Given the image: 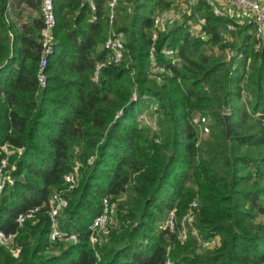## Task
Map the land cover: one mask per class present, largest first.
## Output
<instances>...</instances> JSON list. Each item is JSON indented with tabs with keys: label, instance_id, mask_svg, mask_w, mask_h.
Segmentation results:
<instances>
[{
	"label": "trees",
	"instance_id": "obj_1",
	"mask_svg": "<svg viewBox=\"0 0 264 264\" xmlns=\"http://www.w3.org/2000/svg\"><path fill=\"white\" fill-rule=\"evenodd\" d=\"M10 1L0 0V146L15 152L4 170L13 184L0 194V231L16 232L21 252L15 259L0 246V264H264V38L255 49L253 26H237L227 42L231 20L200 1L154 43L166 69L158 83L150 72L152 18L172 2L121 0L114 28L125 38L123 59L94 79L106 55L108 9L102 0L94 12L82 0H54V48L41 88L40 0H21L41 15L28 24L21 11L11 17ZM201 18L205 41L188 23ZM197 114L208 133L193 124ZM76 166L69 190L65 177ZM57 193L67 201L58 229L76 242H49L48 200ZM104 196L117 204L114 226L92 245L89 226ZM194 199L193 227L204 239L219 236L217 249L197 251L191 235L180 245L158 227L176 204L180 228ZM34 208L36 221L19 228L17 216Z\"/></svg>",
	"mask_w": 264,
	"mask_h": 264
},
{
	"label": "built area",
	"instance_id": "obj_2",
	"mask_svg": "<svg viewBox=\"0 0 264 264\" xmlns=\"http://www.w3.org/2000/svg\"><path fill=\"white\" fill-rule=\"evenodd\" d=\"M100 0H82L83 5L89 7L94 12L96 4ZM109 11L108 25L109 31L106 36L103 48L106 52L105 58L95 64L93 78L96 79L99 72L103 68L115 66L121 63L125 51V38L122 32H117L112 29L114 21L116 19V11L121 0H102ZM172 2L167 10H158L152 18V30H151V42L152 45L149 50V58L151 61L150 72L153 78L158 82H162V75L166 73V69L163 65L157 63L155 58L154 43L156 42L160 34H166L171 29L183 24L189 17L192 16L193 8L200 2L204 1L208 6L211 13L220 18H228L231 23L227 24V36L225 40L227 42L232 41L231 33L237 30V26L243 25L248 22L244 18L248 19L253 26V36L258 41L255 48H259L260 40L264 38V0H169ZM41 14L43 19L44 28L41 30V54L39 61V70L37 74L39 86L41 88L46 85L45 69L47 61L53 53L54 40L53 29L55 27L54 17V0H40ZM95 20V17H93ZM190 24L191 22L188 21ZM204 20L200 21L199 26H191V32L194 36L205 41L208 37L207 34L202 32V26ZM201 31V32H200ZM162 54L171 61V65L178 63L176 58V52L170 49L162 50ZM228 59L235 56L234 53H227ZM249 66V60L247 61ZM246 67L245 79L249 74V67ZM259 114L255 115L259 118ZM193 124L199 126L203 134L208 133L206 128V119L201 115H196L193 118ZM264 124V122H263ZM18 153H22L21 149H16ZM15 152L9 145L0 146V194L6 185H12L13 181L9 176L4 174V170L7 167L9 156ZM78 167L74 169V173L66 176L65 181L69 185L71 190L77 182ZM67 206V201L60 194H53L48 200V219L50 222L49 242H76L75 234H67L59 231L58 229V217ZM117 210V204L113 203L109 196L101 198V210L100 213L93 219L89 226L90 231V243L96 245L107 237L111 231L113 225V217ZM39 212V208L30 209L27 212L20 214L16 218L17 226L20 228L25 220L29 219L36 221V215ZM115 212V213H114ZM199 213V206L196 199H194L188 206L185 215L180 221V228L177 225V205L167 210L162 223L159 225V229L167 235H177V241L180 245H184L188 236L191 235L196 239L197 251H211L217 249L221 245V238L219 236H212L209 238H202L197 230L193 227V224ZM17 233H4L0 231V246L5 247L11 254V256L17 259L20 255L21 249L15 244V238ZM167 250H170L168 248ZM166 264H172L167 260Z\"/></svg>",
	"mask_w": 264,
	"mask_h": 264
},
{
	"label": "crops",
	"instance_id": "obj_3",
	"mask_svg": "<svg viewBox=\"0 0 264 264\" xmlns=\"http://www.w3.org/2000/svg\"><path fill=\"white\" fill-rule=\"evenodd\" d=\"M19 1L21 2V4H20L18 9L16 8L17 7L16 6V1L15 0H11L10 1V4H11V7H10L11 13L10 14L12 15V12H15V15L11 16V17H13V19H16L17 15H19L18 13L21 11V13L23 14V16L21 17V22L23 24L24 23L28 24L29 23V18L30 17H34L33 15H34L35 12H34V10L26 7V5L21 0H19ZM26 15H27V18H26ZM244 19L247 20L248 22L244 23L243 25H248V24L252 25V23H250L248 19H246V18H244ZM243 25H239V27L243 26Z\"/></svg>",
	"mask_w": 264,
	"mask_h": 264
},
{
	"label": "rangeland",
	"instance_id": "obj_4",
	"mask_svg": "<svg viewBox=\"0 0 264 264\" xmlns=\"http://www.w3.org/2000/svg\"><path fill=\"white\" fill-rule=\"evenodd\" d=\"M128 5H130V6H128L129 7V10H130V7L132 8V3H128ZM25 15V14H24ZM34 15L36 16V17H41V15H40V13H38V12H35L34 13ZM26 18H27V15H26ZM201 20H204V18H201L200 20H199V22H197V23H193L192 21H191V25L192 26H199V24H200V21ZM204 23H205V20H204ZM112 29L113 30H116L115 28H114V24H113V26H112ZM108 31H109V25H108V28H107V33H106V36H107V34H108ZM201 32V31H200ZM255 49H258V48H255ZM215 52L216 53H218V51H217V49H215ZM249 67V66H248ZM249 72H250V68H249ZM249 75V74H248ZM246 97H245V94L243 93V99H245ZM245 102V101H244ZM139 119H142V121L144 122V124L145 125H153V126H155L154 124V118H152V119H150L149 118V116L147 115V114H143V115H141L140 117H139ZM6 175H8L7 173H6ZM9 185V184H8ZM118 209V208H117ZM116 212V211H115ZM114 212V213H115ZM115 215H116V213H115ZM115 221V216L113 217V222ZM160 223H159V225L162 223V221H163V219H160ZM263 221H264V218H263ZM113 225H114V223H113ZM159 227V226H158ZM64 243H68V242H64Z\"/></svg>",
	"mask_w": 264,
	"mask_h": 264
},
{
	"label": "water",
	"instance_id": "obj_5",
	"mask_svg": "<svg viewBox=\"0 0 264 264\" xmlns=\"http://www.w3.org/2000/svg\"><path fill=\"white\" fill-rule=\"evenodd\" d=\"M224 120H225V135H226V139L229 138V131H230V124H229V115L225 114L224 116Z\"/></svg>",
	"mask_w": 264,
	"mask_h": 264
}]
</instances>
